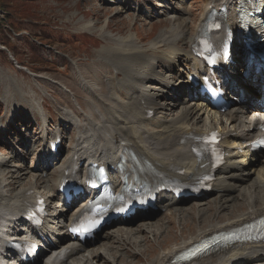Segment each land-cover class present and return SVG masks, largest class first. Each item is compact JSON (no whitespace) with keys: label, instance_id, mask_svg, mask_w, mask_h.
Instances as JSON below:
<instances>
[{"label":"bare ground","instance_id":"1","mask_svg":"<svg viewBox=\"0 0 264 264\" xmlns=\"http://www.w3.org/2000/svg\"><path fill=\"white\" fill-rule=\"evenodd\" d=\"M159 1L154 3L152 10L165 14L164 20H169V25L161 27L155 36L152 32L148 34L151 36L150 41L137 29L136 34L127 33L114 38L103 34V26L99 28L108 44L107 48L99 52L98 61L90 69L100 65L105 72L109 69L114 72L106 76L104 85L94 82L95 79H87L83 69L76 72L75 81L70 83V87L71 92H78L79 96L74 92L72 94L80 104L84 103V113L78 111V105L76 110L69 112L57 105L58 116L56 122L51 124L50 118L42 113V108L43 103H50L52 98H39L31 89L22 96L23 100L18 105L20 110L39 115V124L34 131L38 138L33 140L28 151L16 145L17 150L12 147L11 154L0 155V242L3 238H27L28 232H23L26 228H19V218L37 193L42 194L50 209H53L46 218L43 230V234L51 236L53 240L44 264H118L117 256L128 255L110 245L109 239L115 241L121 237V232L126 231L129 236L138 239L139 244L146 245L150 239L160 243L156 231H162L171 238L172 226L165 225L167 221L173 224L177 222L178 230L184 229L186 237L181 234V238L167 248H163L161 243L157 258L152 262L148 260L146 264H173L171 261L177 254L201 239L233 232L255 218L264 216V157L249 152V143L261 133L259 125L264 119L263 107L255 103L243 104L225 112H214L207 107L204 99H195L194 89L182 76L185 65L207 75L208 71L202 67L192 50L200 36V27L211 12L220 13L223 20V29L215 33L214 37L217 45L225 42L231 32H236V58L239 46L243 43L241 33H237L240 27L239 6L242 2L254 0H195L194 11L189 13V17L185 16L187 12L184 6H175L176 0ZM148 2L151 0L138 1L142 7ZM120 8L119 5L115 13L122 11ZM89 27L94 28L95 24L90 22L85 25V28ZM251 73L246 61L242 72L233 65H225L219 78L226 84L228 93L235 94L244 88L251 97H262L264 102V90H254L248 86L254 83L264 86V80L260 75ZM36 76L45 78L41 74ZM11 89L12 86L8 85L4 91ZM119 91L121 96L117 95ZM122 94L127 95V98ZM232 96L229 94L228 98ZM10 105L13 107L15 102ZM151 111L153 114L150 115ZM5 123L0 119V133L9 132ZM211 131L223 136L221 145L226 162L216 170L213 189L209 193L215 196L210 202L203 200L206 195L198 198V202L188 203L192 197L177 199L171 193H161L155 208L168 211L164 219L154 223L143 221L136 227L126 226L133 217L119 219L117 221L121 225L104 235L102 232L97 233L84 243L70 235V224L93 196L91 193L83 195L81 204L71 211L63 203L54 206L53 200L65 171H69L68 177H71L74 167L83 161L77 173L82 176L92 163L103 160L104 166L114 165L116 160H109V157L124 153V157L128 158L127 163L135 160L150 169L147 179L154 172L177 181L194 182L205 169L193 153L194 148L199 146L196 138ZM68 133L70 139L66 145H62L67 153L62 158L51 156L45 144H51L49 142L55 140L57 134L65 139ZM31 151L33 157L30 167L18 164L20 161L12 163ZM29 174L32 175L30 179ZM111 178L116 189L120 190L119 175L113 173ZM22 181L27 182L21 188L15 187ZM211 208L213 214L209 215ZM193 220L196 229L188 233L187 227L190 223L194 224ZM187 222L186 226H178ZM155 226L156 230L148 232L147 227ZM147 234L150 239L146 238ZM110 253L116 257H110ZM137 255L141 254L134 250L129 256L136 258ZM38 261L39 258L31 264H38ZM174 264H264V242L243 243L188 263Z\"/></svg>","mask_w":264,"mask_h":264},{"label":"rangeland","instance_id":"2","mask_svg":"<svg viewBox=\"0 0 264 264\" xmlns=\"http://www.w3.org/2000/svg\"><path fill=\"white\" fill-rule=\"evenodd\" d=\"M138 1L0 0V5H3L4 8L0 9V18L4 20L5 24L0 35V119L5 121L6 126L9 127V132L0 133V155L11 154L12 147L17 150L16 145L28 151L33 140L38 138L34 135V131L39 124V115L21 111L18 106L29 89L34 90L39 98H52L49 101L51 104L45 101L42 108V113L47 114L51 124L56 122L58 116L57 105L62 106L68 112L76 110L77 105L80 107L79 112L86 111L84 103L80 104L72 94L74 91L71 92L70 83L75 81L76 72L83 69L87 79H95L94 82H98L99 85H104L106 76L112 75L114 72L113 69L105 72L100 65L93 70L90 69L98 61L99 52L107 48L108 44L102 38L100 27H104L105 33L103 34L114 38H119L127 33L136 34L137 29L140 34L145 35L147 41H150L151 36L148 34L152 32V35L155 36L161 27L169 25V20H164L165 14L161 15L154 9V11L152 10L154 3L160 2L159 0H151L143 7ZM195 4V0H176L175 6L181 8L184 6L187 12L185 16L189 17V13L194 11ZM119 5L122 11L115 13ZM90 22L95 24V27L85 28V25ZM10 55L13 56V59L10 58ZM241 62L243 61L241 60ZM17 64L26 67V69H18ZM184 68L185 66L182 76L186 78L187 68ZM38 74L44 75L45 78L36 76ZM8 85H11L12 89L5 92L4 88ZM254 90H258V87L255 86ZM120 91L117 93L118 96H121ZM74 93L79 96L78 92ZM122 96L127 98L125 94ZM6 99H9L7 103ZM13 101L15 105L11 107L10 104ZM14 109L17 111L13 112ZM83 113H81L82 116ZM69 131L72 132V129ZM33 135L34 137H32ZM69 136L68 133L65 137V145L70 139ZM7 144L9 146H6ZM62 151V155L67 153L66 148H63ZM25 156L23 155L20 160L15 159L12 163L17 164L20 161L18 164L30 167L33 151ZM260 157H264V153H261ZM31 177L32 175L29 174L28 178ZM26 182L15 184V187L21 188ZM214 196L215 194H208L203 200L208 203ZM198 201V198H192L188 203ZM167 212L165 209L160 211L153 208L148 212L136 215L126 226L136 227L143 221L154 223L158 219H164ZM208 213L212 215L213 208ZM193 222L194 224L190 223L187 227L188 233L194 232L196 229V222L194 220ZM167 223L168 221L165 222V225L168 227L172 226L171 238L162 231H156V235H159L157 240H161L160 243L150 241V235L147 234L146 238L150 239L148 243L146 245L139 244L138 239L129 236L126 231L121 232L119 235L121 237L115 241L109 239L110 245L118 251H125L128 255L117 256L118 264H146L148 260L152 262L157 258L159 249L162 248L161 243H163V248H167L177 242L181 238V234L186 237L187 233L184 229L178 230L177 222ZM187 224L188 222L180 223L178 226ZM119 225L121 224L118 221L107 225L102 234H106ZM147 229H149L148 232H151V230H156L157 226L147 227ZM164 239L166 241H163ZM134 250H138L141 255H137L136 258L129 256ZM46 256V254H41L38 264H44ZM109 256L116 257L113 253H110ZM102 263L107 264L106 262Z\"/></svg>","mask_w":264,"mask_h":264},{"label":"trees","instance_id":"3","mask_svg":"<svg viewBox=\"0 0 264 264\" xmlns=\"http://www.w3.org/2000/svg\"><path fill=\"white\" fill-rule=\"evenodd\" d=\"M1 8H3V5H0V9ZM4 9V8H3ZM2 10V9H1ZM5 26V24H4V20L2 19V18H0V35L2 34V30H3V28L2 27H4ZM44 38V37H43Z\"/></svg>","mask_w":264,"mask_h":264},{"label":"snow or ice","instance_id":"4","mask_svg":"<svg viewBox=\"0 0 264 264\" xmlns=\"http://www.w3.org/2000/svg\"><path fill=\"white\" fill-rule=\"evenodd\" d=\"M35 248V245L31 246L30 250L34 249Z\"/></svg>","mask_w":264,"mask_h":264}]
</instances>
